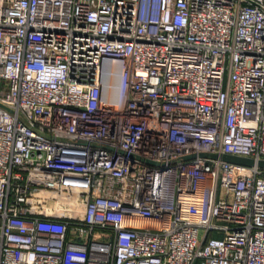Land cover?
<instances>
[{"label": "built area", "instance_id": "obj_1", "mask_svg": "<svg viewBox=\"0 0 264 264\" xmlns=\"http://www.w3.org/2000/svg\"><path fill=\"white\" fill-rule=\"evenodd\" d=\"M222 153L264 159V0H0V264H264Z\"/></svg>", "mask_w": 264, "mask_h": 264}, {"label": "water", "instance_id": "obj_2", "mask_svg": "<svg viewBox=\"0 0 264 264\" xmlns=\"http://www.w3.org/2000/svg\"><path fill=\"white\" fill-rule=\"evenodd\" d=\"M103 78L105 79V76ZM118 81H119V77H118ZM221 157L227 160L240 162L243 164H253L254 162H256L257 165L264 166V159H258L257 161H255L252 157L231 154V153H222Z\"/></svg>", "mask_w": 264, "mask_h": 264}, {"label": "bare ground", "instance_id": "obj_3", "mask_svg": "<svg viewBox=\"0 0 264 264\" xmlns=\"http://www.w3.org/2000/svg\"><path fill=\"white\" fill-rule=\"evenodd\" d=\"M119 74H120V67L117 68L115 74H114L113 77H112V82H113L114 84H116V82H117V80H118V76H119ZM112 94H113V96H114V92H113Z\"/></svg>", "mask_w": 264, "mask_h": 264}, {"label": "crops", "instance_id": "obj_4", "mask_svg": "<svg viewBox=\"0 0 264 264\" xmlns=\"http://www.w3.org/2000/svg\"><path fill=\"white\" fill-rule=\"evenodd\" d=\"M193 264H199V263H198V261H194V263H193Z\"/></svg>", "mask_w": 264, "mask_h": 264}]
</instances>
